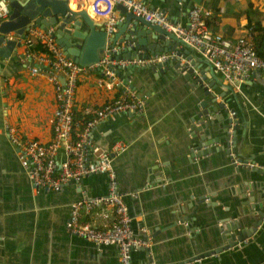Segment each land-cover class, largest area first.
I'll return each instance as SVG.
<instances>
[{
	"label": "crops",
	"instance_id": "1",
	"mask_svg": "<svg viewBox=\"0 0 264 264\" xmlns=\"http://www.w3.org/2000/svg\"><path fill=\"white\" fill-rule=\"evenodd\" d=\"M145 1L149 7L161 9L170 20L187 24V0ZM91 2L70 0L68 6L85 8L99 25L106 17L93 14ZM196 4L209 11L205 19L209 31L232 41L248 27L252 28L253 40L260 28L263 34L258 36V46L264 52V0H200ZM25 52L22 38L16 52L0 59V264H118L114 247H97L68 234L64 228L71 205L82 193L97 196L105 192L106 175H89L78 185L69 181L58 191L35 188L6 136L5 125L16 129L23 138L42 143L52 133V85L44 74L29 72L20 60ZM190 55L196 64L193 74L202 70V76L198 75L203 77L202 85L208 86V92H215L217 102L231 109L241 127L236 135V156L248 161L244 165L263 170L249 173L250 183L256 188L264 175V76L252 71L244 81L230 84L197 53L190 50ZM125 72L121 70V74ZM101 76L93 68L79 77L73 103L76 117H89L91 109L120 93V88L107 87L101 82ZM121 82L136 96L144 98L143 110L129 114L117 112L99 120L90 129V137L103 148L118 140L125 143V148L111 162L116 188L124 195L133 233H145L147 246L144 247L149 248L148 253L141 248L133 249L131 264L189 261L220 244L216 241L217 226L206 222V217L174 222V208L184 205L188 197L200 195L201 190H208L205 195L209 198L213 194L215 210L228 209L236 215L237 200L230 193L236 186L231 176L236 165L222 151L190 156L194 140L189 135L190 118L197 111V101L205 95L195 93V88L188 87L181 75L152 73L143 68L132 70L127 82ZM112 219L113 212L108 208H94L81 216V220L95 228L107 227ZM200 260L193 261L259 264L264 261V224H259L244 242H236L232 248Z\"/></svg>",
	"mask_w": 264,
	"mask_h": 264
},
{
	"label": "built area",
	"instance_id": "2",
	"mask_svg": "<svg viewBox=\"0 0 264 264\" xmlns=\"http://www.w3.org/2000/svg\"><path fill=\"white\" fill-rule=\"evenodd\" d=\"M115 4H120L132 14L173 33L181 43L203 58L224 81L230 84L244 81L252 71H259L264 76V56H259L254 50L251 27L232 41L209 31L205 22L209 11L196 3L187 11V24L182 25L170 20L160 9L149 7L141 0H92L90 9L93 14L106 17L104 26L108 32L114 29L113 22L120 19L114 9ZM7 14V2L0 0V19L5 18ZM22 38L24 43L36 38L50 52L49 58L44 54L26 51L20 60L31 74L41 73L47 77L52 85L54 108L51 120L52 133L45 143L23 138L16 129L5 125L6 136L16 149L19 163L31 185L46 191H58L69 181L78 185L84 177L104 173L106 175L104 194L90 197L82 193L81 198L71 205L64 228L68 234L89 241L97 247H114L118 264H131V251L147 246V237L144 239L141 235L133 233L130 226L131 215L124 202V195L116 188L111 162L113 157L125 148V143L118 140L110 147L103 148L91 139L90 129L99 120L117 112L139 113L144 108V98L136 96L133 90L122 84L116 74L117 66L160 62L173 58L175 54L167 52L141 60L134 58L115 60L109 58L108 50L104 49L96 63L83 66L64 55L61 47L50 35V29L30 27ZM94 67H97L102 75L99 80L107 87L120 88V93L114 99L91 109L89 117L76 118L73 103L77 81L81 75ZM231 114L232 112H229V115ZM226 142L230 143V140ZM229 156L232 157L233 154L229 153ZM232 159L235 165L240 163L235 157ZM247 163L248 161H245L244 164ZM94 208L100 210L108 208L113 212V219L107 227L95 228L87 221L81 220L82 215ZM190 263L182 261L166 264Z\"/></svg>",
	"mask_w": 264,
	"mask_h": 264
},
{
	"label": "water",
	"instance_id": "3",
	"mask_svg": "<svg viewBox=\"0 0 264 264\" xmlns=\"http://www.w3.org/2000/svg\"><path fill=\"white\" fill-rule=\"evenodd\" d=\"M6 2L8 14L0 19V59L7 58L12 52L17 51L23 34L30 27L50 29V35L61 47L64 55L83 66L96 63L104 49L108 50V57L115 60L132 58L141 60L151 55L173 52L175 56L164 61L117 66L116 74L124 82H127L132 70L138 71L143 68H148L152 73L181 75L188 82V87L195 88V93L200 92L205 95V98L197 101V111L190 118L192 123L189 127V135L190 138H194L189 149L190 156L200 157L216 150L227 155L232 153L233 156L229 157L231 163L232 158L237 157L235 141L237 130L241 127L237 125L235 115L233 113L229 115L231 109L223 102H217L215 92H208V86L202 85L203 77L198 76H202V70L193 74L196 64L191 59L190 50L173 33L147 22L141 16L132 14L120 4L114 5L120 19L113 22L114 29L108 32L104 26L105 21L96 25L85 8L69 7L70 0H6ZM191 2L199 3L200 0H187L186 11L189 10ZM177 43L180 47H177ZM171 68L173 71L170 70ZM121 70L126 72L121 74ZM59 81L62 82V79L59 78ZM228 140L230 143L226 142ZM236 159L240 163L234 167L231 174L236 186L233 185L234 189L230 190L237 200L236 215L233 216L228 209L224 212L215 210V197L213 194L209 198L205 195L208 190H201L200 195L188 197L189 202L186 201L184 205L174 208V222L181 223L187 218L199 221L206 217L208 219L206 222L217 226L216 232L219 236L216 237V241H220V244L191 257L190 264L197 263L193 260H202L210 254H219L228 250L235 246L236 242H244L259 224H264V175L262 182L259 186L256 185V188L250 183L249 177L250 172L261 173L263 170L254 165H244L246 160L240 157ZM211 216L215 219L210 218ZM216 220L218 223H215ZM141 236L146 239L145 234ZM140 250L148 253L149 248L141 247ZM147 260L150 259L147 257ZM263 263L264 261L259 262V264Z\"/></svg>",
	"mask_w": 264,
	"mask_h": 264
},
{
	"label": "trees",
	"instance_id": "4",
	"mask_svg": "<svg viewBox=\"0 0 264 264\" xmlns=\"http://www.w3.org/2000/svg\"><path fill=\"white\" fill-rule=\"evenodd\" d=\"M256 31H257V35H254V38H253L254 50L259 56H264V52L262 51V49H259V46H258V36L262 35L263 33L260 28H258ZM25 45H26L27 52H33V53L41 54V55L44 54L49 58L51 57L49 50L40 40L31 38L29 41L25 43ZM76 118H80V117H76ZM81 118H86V117L82 116Z\"/></svg>",
	"mask_w": 264,
	"mask_h": 264
},
{
	"label": "bare ground",
	"instance_id": "5",
	"mask_svg": "<svg viewBox=\"0 0 264 264\" xmlns=\"http://www.w3.org/2000/svg\"><path fill=\"white\" fill-rule=\"evenodd\" d=\"M74 7H76V5L74 4Z\"/></svg>",
	"mask_w": 264,
	"mask_h": 264
}]
</instances>
